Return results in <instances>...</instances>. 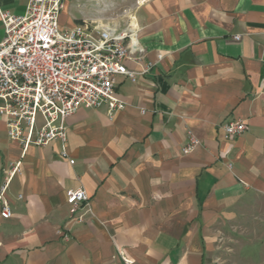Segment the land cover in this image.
<instances>
[{
	"label": "crops",
	"instance_id": "0c3cea01",
	"mask_svg": "<svg viewBox=\"0 0 264 264\" xmlns=\"http://www.w3.org/2000/svg\"><path fill=\"white\" fill-rule=\"evenodd\" d=\"M28 1L0 0V14L23 15ZM131 13L155 66L137 82L118 77L125 106L113 118L82 107L65 144L24 150L0 115V184L22 161L7 192L13 214L0 217V264H206L264 198V0H65L59 21L123 28ZM236 120L247 130L226 139ZM187 130L200 143L184 154ZM78 187L90 197L83 221L66 201Z\"/></svg>",
	"mask_w": 264,
	"mask_h": 264
},
{
	"label": "built area",
	"instance_id": "2783aa9c",
	"mask_svg": "<svg viewBox=\"0 0 264 264\" xmlns=\"http://www.w3.org/2000/svg\"><path fill=\"white\" fill-rule=\"evenodd\" d=\"M146 1L137 0V4ZM64 5L65 0H29L23 15L6 10L0 14L5 31L0 39V115L6 118L9 138L24 150L56 140L65 144L68 119L82 107L106 106L113 118L125 106L116 95L118 77L137 82L155 66L138 44L134 14L127 16L123 28L115 24L64 27L59 21ZM128 61L138 68H130ZM247 128L243 120L228 122L223 125L224 137L232 139ZM199 143L194 132L187 130L183 153L192 152ZM61 155L69 157L65 147ZM21 171V160L5 170L0 184L1 218L13 214L7 192ZM89 199L84 187L67 191L66 201L75 220L83 221L91 213ZM64 237L69 239L68 234ZM123 261L134 264L127 257Z\"/></svg>",
	"mask_w": 264,
	"mask_h": 264
},
{
	"label": "rangeland",
	"instance_id": "374dc122",
	"mask_svg": "<svg viewBox=\"0 0 264 264\" xmlns=\"http://www.w3.org/2000/svg\"><path fill=\"white\" fill-rule=\"evenodd\" d=\"M206 264H264V198L248 204Z\"/></svg>",
	"mask_w": 264,
	"mask_h": 264
}]
</instances>
